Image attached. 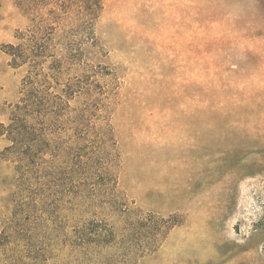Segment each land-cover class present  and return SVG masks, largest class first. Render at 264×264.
<instances>
[{
  "label": "rangeland",
  "instance_id": "374dc122",
  "mask_svg": "<svg viewBox=\"0 0 264 264\" xmlns=\"http://www.w3.org/2000/svg\"><path fill=\"white\" fill-rule=\"evenodd\" d=\"M91 2L0 0V122L29 69L3 45L34 34L50 54L40 77L60 59L55 90L81 85L62 147L94 142L83 160L113 159L130 204L182 220L138 264H264V0ZM8 143L0 137V264H103L70 246L58 220L68 174L19 180L30 170ZM44 158L52 172L72 165ZM15 223L23 234L10 243Z\"/></svg>",
  "mask_w": 264,
  "mask_h": 264
},
{
  "label": "trees",
  "instance_id": "16d2710c",
  "mask_svg": "<svg viewBox=\"0 0 264 264\" xmlns=\"http://www.w3.org/2000/svg\"><path fill=\"white\" fill-rule=\"evenodd\" d=\"M91 4L99 6V0H92ZM29 38L27 45H3L12 66L29 64L21 81L20 96L12 105L9 121L0 122V137L9 142L3 152L16 157L17 168L27 167L30 170V175L22 173L18 177L23 182L37 176L62 180L63 172L68 174L69 199L66 201L62 194L57 198V217L60 223L68 222L71 227L68 237L70 246L100 259L103 264H138L142 258L156 253L169 231L182 220L173 216L166 218L130 204L117 187L113 159L104 161L96 158L90 164L83 160L84 153H97L99 146L94 142H84L67 150L62 147L57 138L62 133L69 136V100L81 85L67 81L60 91L55 90L59 86V78L54 70L61 64L60 59L53 60L50 71L40 77L38 66L42 64L41 58L50 55L47 43L39 42L34 34ZM72 134L76 139L84 138L77 128ZM45 155L51 160L64 155L66 161L72 163L70 170L59 167L52 172L50 166L41 165ZM16 213L14 211V215ZM21 228L23 226L15 223L8 230L6 235L10 243L23 234Z\"/></svg>",
  "mask_w": 264,
  "mask_h": 264
}]
</instances>
